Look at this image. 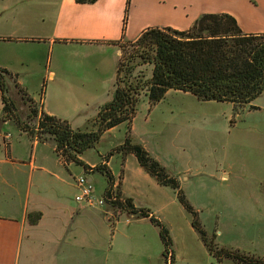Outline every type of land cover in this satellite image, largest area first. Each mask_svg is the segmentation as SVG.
I'll return each mask as SVG.
<instances>
[{
    "label": "crops",
    "instance_id": "crops-1",
    "mask_svg": "<svg viewBox=\"0 0 264 264\" xmlns=\"http://www.w3.org/2000/svg\"><path fill=\"white\" fill-rule=\"evenodd\" d=\"M222 11L231 13L244 31L264 32V0H129L128 4L126 0H0V66L8 71L6 80L15 79L14 85L17 82L19 91L35 103L22 79L30 61L42 53L51 80L58 72V66L50 68L47 62L52 53L55 59L78 56L82 65L116 59L115 79L119 39H135L154 25L185 29L203 12ZM113 87L114 81L111 95ZM53 89L49 97L40 96L38 116L43 111L66 119L74 128L91 123L100 105L111 98L100 79H60ZM10 120L16 124L13 118L0 117V129ZM17 127L14 137L9 131L0 135V264H154L157 256L164 257L159 227L148 216L127 211L115 215L107 205L92 209L91 205H101L96 200L77 202V191L73 197L66 195L67 184L76 186L71 165L80 166V173L85 167L64 162L52 138L39 140ZM85 150L78 156L90 166V177L101 173L93 168L96 163H106L121 194L139 206L128 169L116 173L110 166L111 154L108 159L90 160L84 158ZM134 158L132 152L123 154L125 165L130 160L141 178L156 179ZM106 184L107 180L99 195ZM29 211L41 212L36 222L29 221ZM217 232L214 229L215 239Z\"/></svg>",
    "mask_w": 264,
    "mask_h": 264
},
{
    "label": "rangeland",
    "instance_id": "rangeland-1",
    "mask_svg": "<svg viewBox=\"0 0 264 264\" xmlns=\"http://www.w3.org/2000/svg\"><path fill=\"white\" fill-rule=\"evenodd\" d=\"M117 45L119 58L125 63L128 53L132 54L135 48L126 38L119 39ZM47 60L50 68L58 66L54 80L47 76L48 71L45 73V53L36 61H30L26 79H22L37 102L25 98L17 82L14 85L15 79H7L10 109L2 105L0 98V117L36 126L40 116L38 100L43 93L49 97L55 92L56 80L100 79L108 90L112 89L116 59L107 57L95 65L88 62L82 65L78 56L55 59L52 53ZM135 60L140 61V58H133ZM151 67L152 63L140 61L133 73L150 76ZM63 92L68 93L66 89ZM108 92L109 98L110 90ZM50 99L54 100L53 95ZM251 103L257 107L245 105L234 109L227 101L201 100L188 91L169 89L150 106L142 93L130 132L133 141L142 143L179 179L187 198L198 210L203 227L209 233L220 230L215 239L219 245L264 256V89ZM87 124L82 128H87ZM17 128L13 121H6L0 135L9 131L14 137ZM126 129L127 123L123 121L105 130L94 145L87 147L84 158L101 160L113 150L111 168L116 173L128 169V181L137 204L150 208L168 227L173 241V264H235L229 257L218 261L209 253L174 188L154 178H141L130 160L125 165L123 153L115 148L124 140ZM42 135L49 134L43 132ZM134 160L137 164L136 158ZM70 172L76 176L81 168L73 163ZM224 172L227 176L223 178ZM93 178V194L99 197L106 177L96 173ZM74 191H77L76 186L66 185V195L73 197ZM100 206L105 207H90ZM161 249L160 242L159 253ZM157 257L154 264H166L165 256Z\"/></svg>",
    "mask_w": 264,
    "mask_h": 264
},
{
    "label": "trees",
    "instance_id": "trees-1",
    "mask_svg": "<svg viewBox=\"0 0 264 264\" xmlns=\"http://www.w3.org/2000/svg\"><path fill=\"white\" fill-rule=\"evenodd\" d=\"M126 1L128 4L129 0ZM128 40L135 49L132 54L128 53L125 63L119 58L111 98L100 105L87 128H74L66 119L43 111L34 127L21 124L19 119H15L16 124L39 140L52 138L55 150L64 162L80 163L85 171H89L90 166L78 154L94 145L105 130L125 121L127 129L124 140L115 149L123 154L132 152L138 163L157 182L176 190L179 202L191 215L192 227L198 232L209 253L218 261L229 257L235 264H264V256L219 245L215 240V233H209L203 227L198 210L187 198L179 179L169 173L142 143L133 141L130 132L131 121L142 93L146 95L150 106L160 100L169 89H178L188 91L201 100L230 102L234 109L245 105L257 107L251 101L264 89V32L244 31L236 18L226 11L203 12L188 28L148 26L135 39ZM136 57L141 62L152 63L150 76L133 73L140 62L133 61ZM7 74V69L0 66L1 101L10 109ZM44 84L45 81L42 87ZM43 132L49 135L44 136ZM112 151L104 155L103 159H108ZM93 168L106 177L103 195H109L114 183L110 168L103 162L96 163ZM116 188L120 194L119 182L116 183ZM123 199L111 204L113 214L127 211L138 216H148L159 227L163 243L162 254L167 263L172 264L173 241L165 223L149 208L134 205L131 197L123 196ZM40 214V211H29V221L36 222Z\"/></svg>",
    "mask_w": 264,
    "mask_h": 264
},
{
    "label": "built area",
    "instance_id": "built-area-1",
    "mask_svg": "<svg viewBox=\"0 0 264 264\" xmlns=\"http://www.w3.org/2000/svg\"><path fill=\"white\" fill-rule=\"evenodd\" d=\"M116 183H113L112 189L109 195L102 194L99 197H95L93 194V179L90 177L89 171H85L75 176V185L77 192L74 198L82 203H92L94 200L98 204L107 205L112 207L114 201H123V195L117 193Z\"/></svg>",
    "mask_w": 264,
    "mask_h": 264
}]
</instances>
